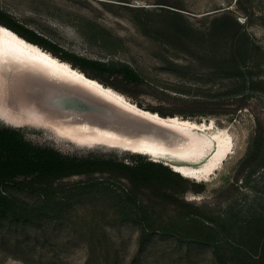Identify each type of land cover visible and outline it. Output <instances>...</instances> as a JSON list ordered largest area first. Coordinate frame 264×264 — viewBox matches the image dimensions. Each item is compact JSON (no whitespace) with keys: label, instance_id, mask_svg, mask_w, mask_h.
Returning a JSON list of instances; mask_svg holds the SVG:
<instances>
[{"label":"rangeland","instance_id":"obj_1","mask_svg":"<svg viewBox=\"0 0 264 264\" xmlns=\"http://www.w3.org/2000/svg\"><path fill=\"white\" fill-rule=\"evenodd\" d=\"M0 11L65 51L128 65L141 83L93 78L74 68L139 109L206 124L209 135L224 131L232 142L207 181L181 176L178 196L204 217L193 220L218 232L217 249L195 239L198 226L190 218L157 206L149 210L153 230L142 235L118 205L125 182L111 180L109 191L95 186L71 193L72 205L58 220L40 215L28 223L0 221V264H254L243 258V249L260 264L264 248L259 244L257 253L254 248L259 238L264 243V0H0ZM224 14L239 28L230 22L213 26ZM22 87L1 84L0 125L25 129L33 142L63 154L95 151L125 164V153L137 154L81 147L58 138L51 124L21 122L36 109L54 112L40 106L38 93ZM98 181L100 176L74 177L62 185ZM3 191L32 209L40 202L37 194L11 185Z\"/></svg>","mask_w":264,"mask_h":264},{"label":"bare ground","instance_id":"obj_2","mask_svg":"<svg viewBox=\"0 0 264 264\" xmlns=\"http://www.w3.org/2000/svg\"><path fill=\"white\" fill-rule=\"evenodd\" d=\"M5 82L38 93L40 106L54 111L49 116L36 109L31 119L21 122L41 127L51 124L58 138L81 147L105 146L169 157L180 163L174 166L175 172L201 182L208 180L231 151V139L224 131L209 135L206 124L143 111L122 94L0 25V86ZM202 160L200 166H192Z\"/></svg>","mask_w":264,"mask_h":264},{"label":"trees","instance_id":"obj_3","mask_svg":"<svg viewBox=\"0 0 264 264\" xmlns=\"http://www.w3.org/2000/svg\"><path fill=\"white\" fill-rule=\"evenodd\" d=\"M227 22L239 28L238 23L227 14L215 18L212 24L214 26ZM0 25L30 44L39 48H47L53 56L71 64L72 68L76 67L92 74L93 78L120 77L131 84L142 82L141 77L128 65L105 63L65 51L19 25L1 11ZM236 33L237 31L234 34ZM26 134L25 129L0 125V221L5 220L14 224L28 223L40 215L58 220L72 205L70 199L74 191L95 186L104 187L109 191V181L122 180L126 188L121 191L120 196H116L119 199L118 205L123 212L127 211L130 215L127 220L136 222L140 226L142 235L147 236V233L153 230L147 225L150 217L149 210L157 206L176 212L178 216L190 218L189 220L198 226L196 230L199 231V235L194 236L195 239L212 244L215 249L218 248V232L208 225L193 220L194 217H201L204 220V217L198 213V208L193 204L179 199L184 179L167 165L149 160L141 154L125 153L128 164L111 155L95 151L82 155L63 154L49 145H39L33 142ZM97 176H100L102 181L95 182L94 185L90 183L91 186L84 182H80L75 187L62 185V182L69 178L95 179ZM9 185L18 190L37 194L40 197L37 207L32 209L6 194L3 188ZM166 231L172 232L173 230ZM261 238L258 239L254 248L256 253L259 244L264 248V243H260ZM243 253L245 255L243 258L258 264L254 259L249 258L248 249L247 251L243 249ZM258 255L259 263L264 264V254Z\"/></svg>","mask_w":264,"mask_h":264},{"label":"water","instance_id":"obj_4","mask_svg":"<svg viewBox=\"0 0 264 264\" xmlns=\"http://www.w3.org/2000/svg\"><path fill=\"white\" fill-rule=\"evenodd\" d=\"M216 13V12H215ZM212 14H214V13H212ZM211 15V14H210Z\"/></svg>","mask_w":264,"mask_h":264}]
</instances>
